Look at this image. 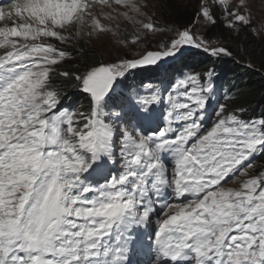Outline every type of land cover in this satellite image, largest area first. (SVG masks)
<instances>
[{"label":"snow or ice","instance_id":"6c2138e0","mask_svg":"<svg viewBox=\"0 0 264 264\" xmlns=\"http://www.w3.org/2000/svg\"><path fill=\"white\" fill-rule=\"evenodd\" d=\"M217 14L226 29L264 33L251 0H201L193 23L216 25ZM143 16L137 0L0 3V264H129L136 233L153 217L152 264H264V171H248L264 155V119L244 120L220 105L205 124L212 69L165 89L148 86L135 106L147 121L153 105H165L156 131L136 123L130 131L126 105L108 104L118 82L141 67L185 46L231 57L227 47L185 28L163 50L75 75L90 111L60 110L51 73L66 52L51 41L69 43L73 28L75 36L86 29L120 39L123 17L139 25L136 43L140 32L156 31Z\"/></svg>","mask_w":264,"mask_h":264},{"label":"rangeland","instance_id":"374dc122","mask_svg":"<svg viewBox=\"0 0 264 264\" xmlns=\"http://www.w3.org/2000/svg\"><path fill=\"white\" fill-rule=\"evenodd\" d=\"M201 0H137V3L141 5V10L145 13V16L140 17V19L147 22L149 19L152 23L156 25V31H142L139 33L140 39L136 43H132V37L136 34V30L139 28V25H133L131 22L126 21L123 19V17L119 18L120 22V39H118L116 36H114L112 33H104L99 35H91L89 36L87 34V30L85 29L83 31V34L80 36H75L76 29H70L68 33H65L66 35H70L73 38L69 43L62 44L58 41H51L56 45V47L63 49L66 52L65 59L61 61L56 66V71L51 73V76L63 71L67 72H74L76 70L80 71V63L73 64L72 66L66 67L65 65L69 63L70 58H76V55L79 53H89L91 55L90 62L94 61L95 59L99 58V62L92 63L82 69L81 74L85 73L87 70H89L93 66H98L101 63L107 64V63H115L119 62L122 59L126 58H138L141 53L145 51H156V50H163V46L166 44H169L170 41L174 38H176V34L179 31L184 30L185 28H191L194 35L197 37H200L207 41L209 45L211 46H219V45H228L230 46L234 51H236V47L234 46V42H237L242 37L243 43H249L252 45V47L257 50L264 48V33H261L259 35L251 32L250 29H242L240 32H236L233 30L226 29L223 26V18L217 14V24L211 25L204 21L202 18L199 20L198 23H193L194 20H196V11L199 5H196V2H199ZM8 0H0V3H7ZM200 3V2H199ZM251 6H252V12H253V19L255 21L256 27L260 28L261 25H264V0H251ZM117 8L119 6H116ZM99 11V9H97ZM104 11H109L108 9H104ZM120 11H123V9H120ZM103 23H110L108 20H103ZM111 23L115 24V21H111ZM216 32V34H214ZM212 35H216V38H213ZM221 38H227L226 42L222 41ZM122 39H126L128 43L121 42ZM244 45H242L243 51ZM251 48V50L253 49ZM71 49H74L77 54L74 56L69 51ZM207 54L202 49H197L195 47L191 46H185L183 52L176 56L175 58H165L163 61H161L159 64H167L168 70H171V67L174 63H178L181 60H183L186 56L189 54L191 57L194 55L197 56V54L202 55ZM158 64V65H159ZM185 64V62H184ZM187 65V64H185ZM155 65H149L141 67L133 72H138L142 69H146L149 67H153ZM188 67V66H186ZM199 68V67H198ZM184 75H181L182 78L186 75L192 74L191 70H188ZM230 73L231 76H233ZM130 75V74H129ZM171 75L172 73L167 72L165 74L164 81L166 83L165 88H167L172 82L174 83L176 80L180 79L177 78L176 80H168L167 82V76ZM127 81V78H122L119 82ZM118 82V83H119ZM53 88L57 90V88L52 84ZM118 84L115 86L114 91L110 94L112 95L114 92L118 90L117 88ZM76 91H80V87L78 84V81L74 85V88ZM60 94V97L62 99V104L60 106V110H66L63 108L64 102L66 100L68 101H75L76 98H70V95L65 93V90L58 89L57 90ZM149 95L148 89L145 90L140 97H147ZM165 96H167V92L164 93ZM223 100L217 99L216 96L210 95V99L208 101V107L206 110V118H205V124L208 126L211 125L212 120L215 119V111L219 108L220 105L223 104ZM121 104V102H120ZM112 105H114L112 103ZM111 110V109H110ZM120 109L117 107L116 111H119ZM165 110L164 104H156L153 105L151 108V112L155 111L158 113V119L159 122L156 125V130H158L160 127L163 126V114ZM264 115V113H263ZM139 114L135 111L129 110V107H125V120L129 122V130L131 131V125L137 124V126L140 124L141 120L138 118ZM264 116L261 117L263 119ZM244 120H249L246 118H242ZM119 142V141H118ZM262 155H257L253 160V168L249 169V175H259L260 172H262L260 169L263 167L262 164L255 163L258 158H260ZM119 167V165H117ZM264 171V170H263ZM246 177H239V179H245ZM226 187H238V184L233 183L229 181ZM152 259L145 260L144 264H152Z\"/></svg>","mask_w":264,"mask_h":264},{"label":"trees","instance_id":"16d2710c","mask_svg":"<svg viewBox=\"0 0 264 264\" xmlns=\"http://www.w3.org/2000/svg\"><path fill=\"white\" fill-rule=\"evenodd\" d=\"M199 2H196V5H199ZM212 36L213 38L217 37L216 35ZM221 40L226 42L227 38H221ZM242 45H244L243 51L245 52H241ZM223 46L232 52L231 57H213L202 53V55L197 54V56L194 55L190 58L191 55L189 54L177 64L174 63L171 70H168V65L163 63L142 69L137 73L132 72L126 77L127 81L118 83V90L110 95L108 104L119 106V99L123 100L125 97L132 96L146 84H158L159 78L167 72L171 71L175 75H180L183 72L189 73L187 71L191 70L192 73L199 72L203 74L205 70L212 69L214 70L213 83L224 101L226 113H237L241 118L251 120L261 119L264 116V48L255 50L249 43H243L242 37L239 41L234 42V46L237 48L236 51L226 44ZM251 48L253 49L251 50ZM69 52L75 56L78 51L71 49ZM90 57L89 53L78 52L76 58H70L69 63L65 66L69 67L80 63V71L69 72L72 74L69 77L61 76L58 73L51 76L52 84L57 90L63 89L65 93L70 95V98H76L75 101L66 100V102L71 103L74 111L77 112L88 113L90 111L88 96L73 89L77 82L75 75H79L82 69L92 63H98L100 60L97 58L90 62ZM228 72H231L233 76ZM255 163L257 165L262 164L263 167L260 170L263 171L264 155L258 158Z\"/></svg>","mask_w":264,"mask_h":264}]
</instances>
